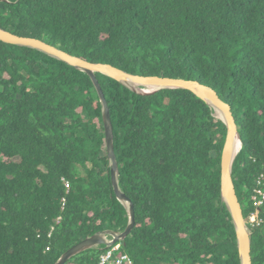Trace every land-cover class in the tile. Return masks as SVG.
<instances>
[{"label": "trees", "instance_id": "1", "mask_svg": "<svg viewBox=\"0 0 264 264\" xmlns=\"http://www.w3.org/2000/svg\"><path fill=\"white\" fill-rule=\"evenodd\" d=\"M0 28L93 64L217 91L244 144L232 178L253 264H264V0H0ZM98 78L120 189L136 213L120 255L134 264H242L222 196L226 124L190 91L142 96ZM103 112L89 74L0 41V264H58L88 238L127 229ZM109 250L69 264H102Z\"/></svg>", "mask_w": 264, "mask_h": 264}, {"label": "water", "instance_id": "2", "mask_svg": "<svg viewBox=\"0 0 264 264\" xmlns=\"http://www.w3.org/2000/svg\"><path fill=\"white\" fill-rule=\"evenodd\" d=\"M0 41L9 45L31 48L34 50L41 51L53 58H58L62 61H65L66 64L89 74L95 82V85L102 99V103L104 105V128L106 142L108 144L109 157L112 162L114 190L118 200L122 204H124V206L128 209L130 216V224L123 233L105 231L88 238L87 240L78 244L74 248H71V250L61 258L58 264H69V262L75 257L91 250L100 248L102 246L112 248L120 242L125 243L127 238L131 235L136 226L135 206L129 199V197L120 189V168L115 152L114 126L109 108L110 104L106 97L104 88L98 78V74H104L106 76H109L117 82H120L130 87L134 92L142 96H151L163 90L190 91L201 100L207 102L212 108L214 107L222 112L223 118H217L222 120L226 124L228 129L226 147L223 154V163L221 164L222 196L229 207L230 213L234 221V225L237 230L238 246L242 257V264H253L252 234L247 227L242 206L237 197L236 189L232 178V175H234L235 164L244 149V144L241 141L239 127L232 112L231 106L228 103L224 102L215 90L194 80L174 79L168 77H138L137 75H133L119 68H116L113 65L93 64L82 58L73 56L72 54H70V52L63 50L58 46L55 47L36 38L21 37L12 34L8 31H5L1 28ZM132 84L135 85H133L132 87ZM136 85L142 88H153L155 90L151 92L145 90H138V88H136ZM110 238H112L113 240L110 241Z\"/></svg>", "mask_w": 264, "mask_h": 264}, {"label": "built area", "instance_id": "3", "mask_svg": "<svg viewBox=\"0 0 264 264\" xmlns=\"http://www.w3.org/2000/svg\"><path fill=\"white\" fill-rule=\"evenodd\" d=\"M260 197H264V193L259 191L257 192ZM263 202H260L258 205L259 207L263 205ZM67 204V200H65V206ZM257 223V217L253 216L251 219V225H255ZM121 245H115L110 249L108 253L103 256L102 264H134L133 259L128 254L120 255L122 251Z\"/></svg>", "mask_w": 264, "mask_h": 264}, {"label": "rangeland", "instance_id": "4", "mask_svg": "<svg viewBox=\"0 0 264 264\" xmlns=\"http://www.w3.org/2000/svg\"><path fill=\"white\" fill-rule=\"evenodd\" d=\"M133 85H135V84H132L131 86L133 87ZM136 88H138V90H145V91H149V92H151V91H154L155 89H153V88H142V87H139L138 85H136ZM216 115V114H215ZM217 117V116H216ZM112 239L110 238V241H111Z\"/></svg>", "mask_w": 264, "mask_h": 264}, {"label": "bare ground", "instance_id": "5", "mask_svg": "<svg viewBox=\"0 0 264 264\" xmlns=\"http://www.w3.org/2000/svg\"><path fill=\"white\" fill-rule=\"evenodd\" d=\"M216 92H217V91H216ZM219 96H220V95H219ZM213 109H214L215 114H216L217 117H219V118H223V114H222V112H221L220 110H218V109H216V108H214V107H213Z\"/></svg>", "mask_w": 264, "mask_h": 264}]
</instances>
